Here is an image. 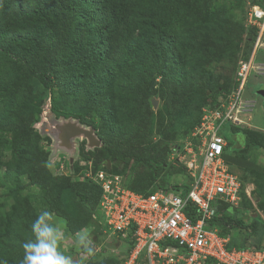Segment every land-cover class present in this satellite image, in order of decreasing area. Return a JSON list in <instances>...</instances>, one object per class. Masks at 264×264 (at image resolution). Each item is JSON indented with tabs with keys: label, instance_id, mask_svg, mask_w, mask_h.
<instances>
[{
	"label": "trees",
	"instance_id": "1",
	"mask_svg": "<svg viewBox=\"0 0 264 264\" xmlns=\"http://www.w3.org/2000/svg\"><path fill=\"white\" fill-rule=\"evenodd\" d=\"M244 1L248 10L252 6L264 10V0ZM226 4L225 0H0L1 175L10 178L13 183L23 176L30 178L36 174L35 163L28 159L31 156L24 152V147L31 141L35 146L38 137L34 129L36 116L41 115L45 98L49 94L52 96V91L59 95V99L52 97L49 110L60 116L68 111L66 105L75 104L79 110L78 116L98 109V101L108 93L110 87L114 88L116 82H120L121 89L128 92L129 99L137 96L140 92L138 89L143 93L150 91L152 96L160 95L167 105L181 104L178 111L183 112L198 109L195 105L199 96L196 92L199 91L206 97L205 103L208 105L205 107L215 108L219 105L220 97L225 101L237 86L235 75L239 63L250 58L258 33L256 26L248 24L247 32L246 27L240 25L241 46L234 58L233 80L225 85L216 83L214 87L207 86L208 76L203 67L211 57H206L199 46L205 41V29L217 30L231 19L226 15ZM232 29L229 28L228 33ZM243 34L249 35L246 51L242 48ZM223 59L221 55L212 58L217 63ZM212 77L218 79L215 75ZM245 97L253 98L247 92ZM141 101V106L131 107L125 112L127 118L125 114L118 115V108L107 114L100 113L101 121L94 113L96 132L102 140L101 147L95 152L110 158L106 163L111 165L108 171L114 174L121 175L119 167L128 160H137L149 166L152 169V186L149 189L136 190L134 183L126 185L123 180L127 189L148 196L157 189L167 190L169 185L161 183L155 176L156 170L165 166L157 157L127 155L124 152L139 140L142 145L148 144L150 149L159 150L158 143L151 142L148 128L144 131L134 128V119H130L132 126L128 124L130 117L146 113V99L143 97ZM26 103L29 104L27 109L30 107L28 117H22ZM201 115L202 111L197 123ZM145 123L151 126V116L145 117ZM86 124L92 125L94 121L90 118ZM229 129L242 133L247 147H259L256 137L260 138L261 134L257 133L253 141L248 140L249 131L254 129ZM223 136L227 141L224 160L230 171L239 176L242 184L238 203L242 211L227 207L220 209L221 205L227 204L215 203L208 227L216 229L222 237L228 236L229 247L264 249V219L257 213L264 212V201L252 191L251 197L257 201L254 207L250 198L244 197V189L249 183H255L264 190V185L260 184L264 182V169L255 155H240L243 148H234L227 135ZM118 140L126 143L122 150L115 146ZM138 147L133 149L137 150ZM6 149L11 153L10 159L2 161ZM173 171H179L187 178L182 166ZM253 175L257 176L256 182L251 177ZM43 182L49 188L45 189L42 201L51 211L67 220L71 231L84 229L92 219L101 232V220L95 217L100 190L95 185L77 182L68 176H52L48 172ZM17 186L13 185L5 196L10 203H7L8 209L13 211L15 204L11 205V202ZM169 188L178 189L179 184ZM84 205L87 208L84 209ZM10 216L0 215V223ZM18 216L31 232L32 220L25 219L24 214ZM21 239L20 233L0 230V264L21 250ZM127 245L129 248V241ZM126 253L117 264H122ZM97 257L89 259L95 263ZM205 264L216 263L209 259Z\"/></svg>",
	"mask_w": 264,
	"mask_h": 264
},
{
	"label": "rangeland",
	"instance_id": "2",
	"mask_svg": "<svg viewBox=\"0 0 264 264\" xmlns=\"http://www.w3.org/2000/svg\"><path fill=\"white\" fill-rule=\"evenodd\" d=\"M225 1L227 2L225 5L227 10L226 15L231 17V19L229 21L227 20L226 24L224 23L217 30H212L210 28L205 29L203 31L205 41H203L202 45L199 46V49L201 48L204 51V55L206 57H211V59H208V64L204 65L203 67V71L208 76L207 86L211 85L210 87H214L216 83L225 85L226 83H230L233 80L234 58L235 55L238 54L239 47L241 46V43L239 45V39L241 36L239 30V27H241L240 25L242 24L244 27H246V31H249L247 26L249 24L247 23L249 12L247 11L248 8H246V5L244 4L245 1ZM250 3L253 4L252 1ZM229 28L233 29L228 33ZM260 36L263 40L264 35ZM247 37H249V35H242L244 40L242 48L245 49V51L247 50V47H249L248 42H246ZM205 51L209 52V54ZM215 55H221L222 59L224 58L223 61L220 63L213 61L212 58ZM254 58V61L258 65L262 66L263 69L260 70L259 75H250L245 90L249 95L253 96V98L250 99L254 100L256 103V108L253 113L249 115L248 119L250 121L249 124L257 129L249 131L251 134L248 135V140L253 141L257 133L261 134L260 138L256 137L258 139L259 147L257 149L247 147V145H245V137L243 134L230 130L227 125H224V130L221 134L227 135L229 140L234 143V148H237V146L239 148H243V152L240 153V155L246 153L255 155L257 162L264 169V100L258 94V88L262 86L264 87V49H257ZM214 75L218 79L213 78L212 76ZM200 81L202 80L200 79ZM119 83L120 82H116V84H113L114 88L110 87L108 89V93L102 96V98L98 101L99 110L94 109L91 111L93 113L90 112L83 116H78L77 113H79V110L76 108L75 104L73 106L66 105V109H68V111L65 115L60 116L58 114H51L50 116L52 117H47L46 124H44L45 126L47 125L45 131L41 130L43 126L42 119L36 116L37 119L34 129L36 128L39 131H37L38 137L35 140V146L32 145L33 143L31 141L28 142L24 147V152L28 154V156H31L28 159L35 163L34 167L36 174L30 178L23 176L11 183L10 178H7L5 175H1L0 173V182H2L0 186V215H11L7 221L0 223V226L2 227L0 230L20 233L22 235V244H24L28 240L33 239V235L32 231L30 232L29 228L19 221L18 215L24 214V218H30L33 223L42 210H48L55 214V222L68 234V241L62 245V250L65 252V254H69L74 257H80L79 249L76 248L73 242V236L75 233L81 230L77 232L71 231L69 229L67 220H65L63 216L57 215L55 212L51 211L47 204L45 205L42 201V196L45 194V189L49 188V185L46 182H43L44 176L47 172L52 176H59L60 172L56 169V167L61 160H63V164L66 165V168L72 174L73 170L75 169L74 161L77 162V160L84 155L89 156V159L92 161L93 167L95 168H98V166L100 167L103 163H106L110 158L98 154V152H95L96 149L92 151L90 148H88L87 142L82 141V137L80 135L73 137L68 135V139H63V137H68L67 133L71 131L70 127L80 126L81 128H84V125L82 126L81 124H84L90 118L94 119V113L97 117V120L101 121L100 113L107 114L115 110V108H118L120 109V113H118V115L121 116V114L124 115L125 112H127L131 107L141 106V100L143 97L146 99V101H144L147 109L146 113L143 116L138 115L136 117H130L128 119V124L132 126L130 119H134V128L138 129L139 131H144L147 130L146 128H148L147 131L150 130L151 132V142H157L159 145L157 148L159 150L157 151V149H150V145H142L141 141L139 140L137 141V144H131L133 147L139 146L137 150H134L133 147H131L124 152L127 155L136 156L137 154L147 157H152V155H154V157H157L159 160H161L165 166L158 168L155 172V176H157V179L159 178L161 183H166V185H174L181 184L186 181L183 173L179 171H171L178 168L177 164L174 162V157L176 154L181 152V149H183V145L181 144H183L182 142H184L186 137L191 133H189V131L200 125L197 123L198 116L200 112L206 108V104L208 105V103H205L206 97L202 95V91L196 92L197 96L199 95L198 98H196L197 104L195 105L199 109H197L198 112L197 110L183 112L178 111V109H181L182 107L181 104H175L174 106L167 105L163 102V99H161L160 95L152 96L150 95V91L149 93H143V91L138 89L140 92L136 97H134L135 100L133 98L129 99L128 92L126 90L123 91ZM199 83L205 84V82ZM140 87L142 88V86ZM155 88H157V86ZM216 89L217 88L214 90ZM51 97L57 100L59 99V95L53 91ZM221 98L222 97H220L218 100L220 101ZM199 100L202 101L198 103ZM153 102H156V107H154ZM27 105L29 104L26 103V107L24 106L22 109V117H28L27 111L30 107L27 109ZM147 115L151 116V126H148L145 123V117ZM244 132L248 133V131ZM187 133L189 134L187 135ZM70 144H74L73 149L70 148ZM125 144L126 143L124 140L121 142L118 140L115 143V146L122 150L123 147H125ZM10 154L11 153H9V150H4L1 160L8 161L10 159ZM99 161L101 162L98 163ZM108 169L111 170V165H109ZM119 169L121 172V175L119 176L122 177L126 185H132L134 183L133 187L140 191L142 189H149L152 186V169L149 166L142 164L140 161H125L123 164H121ZM81 172L82 170L78 168V173ZM251 177L255 182L257 181L256 175ZM260 184L264 185V182L261 181ZM13 185H18L16 187L17 191L13 196L14 200L11 202V205L15 204L12 206L15 209L14 211L13 209L11 210V208L8 209L7 203L9 202L6 201L7 199L5 198L7 191L11 189ZM245 188L246 190H244V197L245 199L250 198L254 207H256L257 201L251 197L252 188L254 194H259L261 199L264 201V190H262L259 186H256L255 183H253V185L249 183ZM185 190L186 188L184 187L183 197L185 196ZM85 207L87 208V206L84 205L83 208L85 209ZM226 207L230 210L242 211L238 205H221L220 209H227ZM252 210L256 211L257 209ZM257 213L264 219V212L257 211ZM95 217H99L101 221H104L101 210L97 211V215ZM84 229L88 230L91 239L96 246V255L98 256V260L94 263L89 258L84 259L83 264H117V261H119L123 256L126 246L123 245L117 239V237L112 236L110 232H108V236H103L99 231L97 223H95L92 219ZM22 259L23 246L16 255L11 256L7 262H4V264H21Z\"/></svg>",
	"mask_w": 264,
	"mask_h": 264
},
{
	"label": "built area",
	"instance_id": "3",
	"mask_svg": "<svg viewBox=\"0 0 264 264\" xmlns=\"http://www.w3.org/2000/svg\"><path fill=\"white\" fill-rule=\"evenodd\" d=\"M247 21L258 34L250 58L239 63L236 88L215 108L202 110L200 125L177 156L187 176L184 197L182 187L157 189L148 196L135 193L123 186L120 176L103 170L93 173L90 164L82 172L83 179L101 189L105 232L130 243L122 264H205L209 259L216 264H264L263 249L229 247L228 236L208 227L213 204H235L240 188L224 160V125L253 128L248 118L255 101L245 97V87L250 75L263 69L253 55L264 44V11L254 8Z\"/></svg>",
	"mask_w": 264,
	"mask_h": 264
},
{
	"label": "clouds",
	"instance_id": "4",
	"mask_svg": "<svg viewBox=\"0 0 264 264\" xmlns=\"http://www.w3.org/2000/svg\"><path fill=\"white\" fill-rule=\"evenodd\" d=\"M252 8L253 9L254 8H258V10L264 11L259 6H254V7H250L248 12L253 10ZM262 41L264 42V40H262ZM253 47H254V45H253ZM258 49H264V47L262 46V47H260ZM256 50H255V52H256ZM255 52H254V55H255ZM254 60H255V58H254ZM254 63L256 65H258L255 61H254ZM253 74L254 75H259V74H256V73H252L251 75H253ZM45 99H46L45 107L42 109V113L39 116V118L42 119V124H43L41 130H44V131L46 130V126H47V125L46 126L44 125V124H46L47 117H52V116H50L51 114L55 115V113H52L49 110L50 100H52V97L50 96V94ZM220 100H222V99H220ZM206 108H209V107H206ZM255 108H256V103H255ZM255 108H254V110H255ZM92 120L94 121V124H92V125H88V124H86V122L84 124H81V125L82 126L84 125V129H86V130L91 129L94 132V134L96 135V137L101 141V145H102V140L98 137L97 132H96V128H95V122H96L95 116H94V119H92ZM199 124H200V122H199ZM196 128H194L191 131V133H190L191 135L195 131ZM250 129H257V128L253 127V128H250ZM35 130H37V129L35 128ZM37 131H39V130H37ZM68 135H70L69 132L67 133V136ZM189 135L186 137L185 141L182 142L183 144H181V145H183V147H184L186 141L189 140V137H191V135L190 136ZM80 136L82 137V141L87 142V140L83 137V135H80ZM68 138H69V136L67 138L63 137V139H68ZM73 145L74 144H70V147L72 149H73ZM101 145H100V147H101ZM100 147L94 148L93 150L99 149ZM181 151H182V149H181ZM85 152H88V151H85ZM177 156H178V154H176L175 157H174V162L176 164H177ZM74 162H75V164H74L75 169L73 170V173L71 174V172H69L68 169L66 168V165L63 164V160H61L59 162V164L57 165V167H56V169L60 172L59 176H61V175L68 176V177H71L74 181L82 182V183L86 182V183H90V184L95 185L100 190V199H99V202L97 204L96 211L101 210V208H100L101 189L96 184H94L92 181L87 180V179H83L82 178V172L84 170H87L88 169V165L90 164L91 165V170H92L93 173H95L98 170H103L105 172L107 171L109 173H112V172L108 171V168H109L110 164L109 163H104L100 167L95 168V167H93L92 161L89 159V157H80L77 160V162L76 161H74ZM180 166H182V165L181 164H177V167H180ZM78 168H80L82 170L81 173H78ZM105 168H107V169H105ZM112 174H114V173H112ZM115 175H118V174H115ZM237 178H238V181H239V184H240L237 202L235 204H230V203H226L224 201H217L216 203H220L221 202V203H225L227 205H232V206H237L238 205L239 200H240V195L239 194H240V191H241V181L239 180V176L238 175H237ZM122 181H123V179H122ZM186 183L187 182L185 181V182L179 184V188L178 189H180V187H182V189L184 187L187 189V186L185 185ZM123 186H124V184H123ZM169 187H172V185H169ZM169 187H168V189H171ZM178 189L176 188V190H178ZM244 190H246V188ZM252 191H253V188L251 189V192ZM185 192H186V190H185ZM138 194H140V193H138ZM213 207H214V204H213ZM101 225H102V230H101L102 235L103 236H108L109 233L105 232L104 221H101ZM31 231H32L33 239H30V240H28L27 242H25L23 244V259H22L21 264H83V260L84 259H88V258H92V257L96 256V246H95L93 240L91 239V236H90V234H89L87 229H82L81 231L75 233L74 236H73V242H74L76 248L79 249L80 257H74L72 255L65 254V252L62 250V245L68 241V238H69L68 234L65 232L64 229H62L55 222V214L50 212V211H48V210H42L39 213V215L36 217V219L32 223ZM111 235L114 236V237H117V239L123 245L126 246L125 251H127V253H126V255H127L128 251H129V248H128V245H127V243H128L127 240H122L121 238H119L115 234H111Z\"/></svg>",
	"mask_w": 264,
	"mask_h": 264
},
{
	"label": "water",
	"instance_id": "5",
	"mask_svg": "<svg viewBox=\"0 0 264 264\" xmlns=\"http://www.w3.org/2000/svg\"><path fill=\"white\" fill-rule=\"evenodd\" d=\"M259 95H261V97H264V91L262 90L261 94ZM153 105L154 107H156V102H153ZM69 133L71 136L83 135V137L87 140V147L91 150H93L94 148H98L101 145V141L96 137L91 129L86 130L81 127H72Z\"/></svg>",
	"mask_w": 264,
	"mask_h": 264
},
{
	"label": "flooded vegetation",
	"instance_id": "6",
	"mask_svg": "<svg viewBox=\"0 0 264 264\" xmlns=\"http://www.w3.org/2000/svg\"><path fill=\"white\" fill-rule=\"evenodd\" d=\"M262 90L264 91V87H263V86L260 87V88H258V94H261ZM260 96H261V95H260ZM262 98H263V100H264V97H262Z\"/></svg>",
	"mask_w": 264,
	"mask_h": 264
},
{
	"label": "crops",
	"instance_id": "7",
	"mask_svg": "<svg viewBox=\"0 0 264 264\" xmlns=\"http://www.w3.org/2000/svg\"><path fill=\"white\" fill-rule=\"evenodd\" d=\"M264 242V241H263ZM263 246H264V244H263Z\"/></svg>",
	"mask_w": 264,
	"mask_h": 264
}]
</instances>
